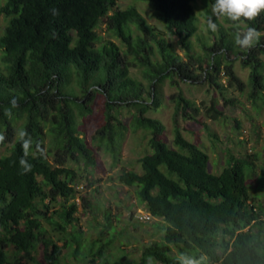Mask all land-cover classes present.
Returning a JSON list of instances; mask_svg holds the SVG:
<instances>
[{
    "label": "trees",
    "instance_id": "1",
    "mask_svg": "<svg viewBox=\"0 0 264 264\" xmlns=\"http://www.w3.org/2000/svg\"><path fill=\"white\" fill-rule=\"evenodd\" d=\"M139 1L153 4L158 20L178 39L186 59L154 31L136 7L117 9L115 0H4L0 6V16L9 18L0 34V134L5 136L0 145L9 144V154L0 158V264H23L25 258L35 262L32 252L39 242L44 245L46 264L59 263L63 247L43 237L42 220L71 235L78 243L75 257L83 248L82 232H69V228L75 227L79 207H89L78 187L82 173L96 167V159L95 150L80 137L76 119L92 112L96 94L105 99L103 122L93 138L98 149L110 151L118 161L127 130L118 118L123 108L135 110L129 124L133 131L150 133L152 152L138 160L141 173L123 170L118 177L122 185L135 188L138 204L164 224L156 225L163 239L144 247L143 258L179 264L178 257L170 255L174 248L190 258L203 257L202 264H264V210L254 206L256 197L250 194L247 179V171L255 169L250 161L253 155L237 157L228 150L222 170L212 173L209 156L199 145L175 128L170 146L161 138L164 124L146 116L151 109L160 110V88L166 79L209 83L223 91L222 72L230 87L241 89L243 82L229 60L230 53L242 55V66L250 71L249 100L256 108L257 103L264 104V63L260 59L264 36L254 47L241 49L234 44L236 31L228 33L217 24L218 40L199 42L204 55H197L188 41L197 30L192 5L196 0ZM243 23L245 31L248 27L264 31V12ZM102 24L126 50L112 41L101 42L96 30ZM132 27L142 35H134ZM153 42L159 60H152ZM132 66L143 69L147 88L129 75ZM73 83L81 98L70 87ZM13 98L18 107L8 117L4 112ZM171 100L176 114L192 118L187 114L194 106L192 101L182 94ZM207 114L215 119L222 113L212 106ZM18 121L22 124L16 130ZM21 129L33 141L26 157L31 165L28 172L19 163L23 150L16 132ZM37 144L45 149L43 157ZM70 162L77 166L82 162L83 168L71 167ZM94 183L89 180L90 186ZM52 205H59L60 210L51 209ZM104 216L108 228L116 217L110 209ZM113 237L94 242L97 250L88 248L78 261L90 257L91 264L98 260V264H118L105 253ZM70 246L66 240L64 247Z\"/></svg>",
    "mask_w": 264,
    "mask_h": 264
},
{
    "label": "rangeland",
    "instance_id": "2",
    "mask_svg": "<svg viewBox=\"0 0 264 264\" xmlns=\"http://www.w3.org/2000/svg\"><path fill=\"white\" fill-rule=\"evenodd\" d=\"M3 3L4 0H0V6ZM115 5L117 9L136 7L154 31L161 33L172 44L174 50L183 59H186L184 49L181 48L178 39L171 36L164 23L158 20L152 3L139 0H115ZM192 5L196 11L197 30L188 41L193 46L194 53L203 56L199 42L211 40L210 43H212L218 40V32L207 30V19L212 15V5H209L205 0H196ZM112 13L113 11L109 14ZM8 19L6 16H0V34L3 32ZM215 22L228 33L236 31L233 22L226 18L216 19ZM132 29L134 35H142L134 27ZM240 30L245 31L244 23H241ZM96 32L102 38L101 42L112 41L120 47L121 51L126 50L121 40L108 32L104 24ZM152 45L155 49V56L152 60H159L157 46L154 42ZM260 59L264 63V55L260 56ZM229 60L234 62L236 75L243 82L241 89L236 86L230 87L228 78L222 72L219 74L221 78L217 77L220 84L225 86L223 91L209 83L197 85L192 82H182L177 78H174V81L166 79L160 88L159 101L162 104L159 107L160 110L151 109L146 116L158 119L164 124L165 132L161 138L170 146L174 138L175 128H178L187 140L199 145L209 156V171L212 173H219L222 170L225 160L224 152L228 150L237 157L246 158L248 155H253L250 161L254 163L255 169L247 171V179L250 194L256 197L254 206L257 210L259 208L264 210V186L261 185V177L264 174V104L259 102L256 108L249 100L250 71L242 66V55L230 53ZM129 75L143 82L145 88L148 87V82L143 78V69L140 66L130 67ZM262 75L264 77V69ZM70 87L75 95L82 97L80 90L74 83ZM178 94H182L183 97L194 103L193 108L187 112L192 118L185 119L184 115L181 114L182 112L176 114V104L171 100V97ZM104 102L103 96L96 94L90 105L92 112L86 117H77L76 119L80 137L95 150L96 159V167L83 172V178L79 181L83 187L79 191H82V195L87 197L89 207L87 209L79 207V211L75 214L77 218L74 222L75 227L74 229L69 228V232H82L80 244L83 248L78 251L76 257L73 253L75 249H78V243L73 240L71 235L56 231L51 224L42 220L45 230L43 237L63 247L58 264H91L90 257L86 262L78 260L89 251L88 248L96 251L98 248V244H95L96 241L100 240L104 243L111 237V234H113L114 240L105 250V253L112 263L117 261L118 264H146L147 259L143 258L144 247L163 239L162 229L156 226H164L163 222L156 218L148 223L136 221L137 216L135 217V215L146 211L138 204L135 188L122 185L118 181L123 170L141 173L138 160L152 152L148 144L150 133L142 129L133 131L129 124L135 110L123 108L118 118L127 126V130L118 149V161L116 162V157L104 148L98 149L97 142L93 139L103 122ZM212 106L222 113L215 119H211L207 114ZM21 124L22 121L16 122V130ZM49 140L48 137L45 139L46 148ZM8 147L9 144L0 145V158L9 154ZM68 165L77 167V169L83 168L82 162L79 166L73 162L68 163ZM89 180H93L95 183L90 186ZM51 209L60 210V206L52 205ZM108 209L116 218L112 219V224L107 228L104 215ZM261 216L264 219V213ZM54 219L59 220L57 216H54ZM66 240L73 246L64 247ZM170 255L178 257L181 254L172 248ZM32 257L35 262L25 258L22 260L23 264H46L44 245L41 242L32 252ZM98 263L99 260L94 264ZM154 264L163 263L154 261Z\"/></svg>",
    "mask_w": 264,
    "mask_h": 264
},
{
    "label": "clouds",
    "instance_id": "3",
    "mask_svg": "<svg viewBox=\"0 0 264 264\" xmlns=\"http://www.w3.org/2000/svg\"><path fill=\"white\" fill-rule=\"evenodd\" d=\"M261 12H264V0H214L212 4V15L207 19V30L216 32L218 25L215 22L216 19L226 18L233 22V26L236 29L234 44L241 49H250L260 40L264 33L258 31L255 27H248L246 31L240 30V25L244 21L255 20ZM215 18V19H214ZM10 108L5 109L4 114L8 117L12 115L11 109L18 107V101L13 98L10 101ZM16 136L21 143L23 150V157L19 163L21 168L28 172L31 170V165L27 162L26 157L30 153L33 141L31 136L26 130H18ZM5 141V136L0 134V143ZM37 151L43 157L45 155V149L39 144L36 145ZM179 264H202L203 257L200 260L190 258L184 254L178 256ZM146 264H154L153 257L147 258Z\"/></svg>",
    "mask_w": 264,
    "mask_h": 264
},
{
    "label": "built area",
    "instance_id": "4",
    "mask_svg": "<svg viewBox=\"0 0 264 264\" xmlns=\"http://www.w3.org/2000/svg\"><path fill=\"white\" fill-rule=\"evenodd\" d=\"M83 187L80 185L78 187V189H82ZM76 202L79 203V199H76ZM137 216V217H136ZM136 217V220L140 221V222H144V223H147V222H150L152 221L154 218L150 215V213H147V212H141L140 214H136L135 215Z\"/></svg>",
    "mask_w": 264,
    "mask_h": 264
}]
</instances>
